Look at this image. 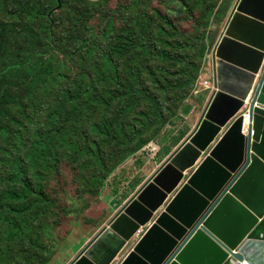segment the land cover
I'll return each mask as SVG.
<instances>
[{"label":"trees","instance_id":"obj_1","mask_svg":"<svg viewBox=\"0 0 264 264\" xmlns=\"http://www.w3.org/2000/svg\"><path fill=\"white\" fill-rule=\"evenodd\" d=\"M157 1L0 0V264H48L64 165L98 197L182 116L229 4L177 0L181 27Z\"/></svg>","mask_w":264,"mask_h":264},{"label":"water","instance_id":"obj_2","mask_svg":"<svg viewBox=\"0 0 264 264\" xmlns=\"http://www.w3.org/2000/svg\"><path fill=\"white\" fill-rule=\"evenodd\" d=\"M212 56L192 133L70 264H113L131 241L120 264H264L251 238L264 220V0H237Z\"/></svg>","mask_w":264,"mask_h":264},{"label":"rangeland","instance_id":"obj_3","mask_svg":"<svg viewBox=\"0 0 264 264\" xmlns=\"http://www.w3.org/2000/svg\"><path fill=\"white\" fill-rule=\"evenodd\" d=\"M223 1L224 5L226 3L229 4V13L223 16L224 21L222 20L212 27L209 35L212 42H208V56L198 76L197 85L186 105L183 106L182 116L175 120L174 125H167L157 140L154 141L160 148L159 154L152 157L148 156L146 151H143L139 160L134 161L137 156L128 160L122 165L125 168L123 170L119 169L122 172L118 174L114 172L106 181L107 189L102 191L98 197L86 196L82 198L78 196L74 177L66 170V165L62 167L64 172H61L52 181V187H56L61 194L59 198L58 195L56 197L58 198L59 211L62 213L63 218L60 226L54 228L53 225L46 238V243L49 245L48 249L51 252L48 264H70L99 231L107 225L115 212H117L115 210L116 207L123 200L135 194L134 192L138 190L137 185L139 182L145 180L151 170L166 157V154L173 149L175 150L182 143L181 141L183 140L181 138L187 135L192 126L198 123L212 93L210 87L213 85V49L237 2V0ZM117 2L118 0H111L113 6ZM154 2L155 5H158L157 0H154ZM164 4L166 12L176 19L178 25L181 27L187 25L186 22L189 19L182 14L184 8L179 1L168 0ZM93 24L97 25L98 21L94 20ZM204 81H207L210 87L207 88L203 83ZM170 131H175L173 132L175 135ZM156 151L157 148H155L154 153ZM110 188L113 194L109 191ZM112 195L117 198L118 201L116 203H114L116 200L112 199ZM132 245L133 242L131 241L113 264H120Z\"/></svg>","mask_w":264,"mask_h":264},{"label":"clouds","instance_id":"obj_4","mask_svg":"<svg viewBox=\"0 0 264 264\" xmlns=\"http://www.w3.org/2000/svg\"><path fill=\"white\" fill-rule=\"evenodd\" d=\"M205 82H207V81H204L203 83H205ZM205 86H206L207 88L210 87L208 82H207V85H205ZM212 88H213V85H212V87H210L211 91H213ZM210 89H209V90H210ZM202 112H203V111H202ZM248 114H249V112H248ZM243 115H244V113H243ZM249 118H250V117H249ZM250 124H251V122H250ZM196 125H197V124H196ZM196 125H195V126H196ZM194 128H195V127H194ZM248 128H249V127H248ZM193 130H194V129H193ZM193 130H192V131H193ZM192 131H191V133H192ZM166 133H167V132H166ZM191 133H190V134H191ZM243 133H244V132H243ZM190 134H189V135H190ZM189 135H187V136L184 138V140H185ZM245 135H247V134H245ZM184 140H183V141H184ZM183 141H181V142H183ZM180 145H181V144H180ZM180 145H179V146H180ZM179 146H178V147H179ZM178 147H177V148H178ZM155 148H157V151L154 153ZM177 148H176V149H177ZM176 149H175V150H176ZM175 150H174V151H175ZM143 151H146L147 154H148V156H152V157H154V156H156V155L159 154L160 148H159V146L157 145V143L155 142V143H152L151 145L145 147L141 152H143ZM174 151H173V152H174ZM141 152H139L138 154H136V156H137L136 158L133 157V158H134V161H135V160H139V158H140V156H141ZM171 154H172V153H171ZM168 157H169V156H168ZM168 157H167L165 160H163L162 163H164V162L168 159ZM143 158H146V157H143ZM162 163H161L160 165H162ZM133 164H134V163H133ZM160 165H159V167H160ZM159 167H158V168H159ZM158 168H157V169H158ZM119 169H120V168H119ZM157 169H156V170H157ZM151 171H152V170H151ZM154 172H155V171H154ZM154 172H152L147 178H145L144 183H145V182H146V181L152 176V174H153ZM144 183H143V184H144ZM143 184H142V185H143ZM142 185H141V186H142ZM141 186H140V187H141ZM106 187H107V183L105 184V187H104L103 191L107 189ZM140 187H139V188H140ZM139 188H138V189H139ZM134 193H135V192H134ZM111 194H113V191H111ZM133 195H134V194H132L131 196H133ZM131 196H130V197H131ZM130 197L127 199V201L130 199ZM115 199H116V198H115ZM127 201H126V202H127ZM126 202H125V203H126ZM125 203H124V204H125ZM124 204H123V205H124ZM123 205H122V204H119V205L116 207L115 210L118 211ZM116 213H117V212H115V214H116ZM115 214H114V215H115ZM144 229H145V228H144ZM139 233H141V232H139ZM139 235H140V234H139ZM139 235H138V237H139Z\"/></svg>","mask_w":264,"mask_h":264},{"label":"crops","instance_id":"obj_5","mask_svg":"<svg viewBox=\"0 0 264 264\" xmlns=\"http://www.w3.org/2000/svg\"><path fill=\"white\" fill-rule=\"evenodd\" d=\"M211 94H212V93H211ZM210 96H211V95H210ZM194 127H195V126H192V129L188 132L187 135H189V134L191 133V131L194 129ZM170 132L173 133V132H175V131H170ZM173 134L175 135V133H173ZM187 135H184L183 138H181V140H184V138H185ZM173 150H174V149H173ZM173 150H172L170 153L166 154V157H165L163 160H165V159H166V158H167V157L173 152ZM163 160H162L160 163H158V164L156 165V167L153 168V170L151 171V173L154 172V171H156V169H157V168L159 167V165L163 162ZM124 168H125V166H122V167H120V170H123ZM120 170L118 169L116 173L118 174L119 172H122V171H120ZM116 173H115V174H116ZM151 173H150V174H151ZM150 174H149V175H150ZM149 175H148V176H149ZM148 176H147V177H148ZM147 177H146V178H147ZM144 181H145V180H142L141 182H139V184L137 185V186H138L137 189H138V188L144 183ZM110 189H111V188H110ZM110 189H109V191L111 192L112 189H111V190H110ZM137 189H136V190H137ZM111 197H112V199H115V197H114L113 195H112ZM128 198H129V197H128ZM128 198H127V199H128ZM127 199L123 200V202H121L120 204L123 205V204L127 201ZM115 200H116V201H114V203H116V202L118 201L117 198H116Z\"/></svg>","mask_w":264,"mask_h":264},{"label":"built area","instance_id":"obj_6","mask_svg":"<svg viewBox=\"0 0 264 264\" xmlns=\"http://www.w3.org/2000/svg\"><path fill=\"white\" fill-rule=\"evenodd\" d=\"M204 85H207V82L204 83ZM246 116L248 118V121L246 122ZM250 126V118H249V114L248 111H246V113H244V123H243V132L244 134L248 133V127Z\"/></svg>","mask_w":264,"mask_h":264},{"label":"bare ground","instance_id":"obj_7","mask_svg":"<svg viewBox=\"0 0 264 264\" xmlns=\"http://www.w3.org/2000/svg\"><path fill=\"white\" fill-rule=\"evenodd\" d=\"M245 120H246V122L248 121V118H247V116H246V119H245ZM138 235H139V234H138ZM138 235H137V236H138Z\"/></svg>","mask_w":264,"mask_h":264}]
</instances>
